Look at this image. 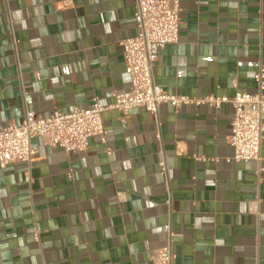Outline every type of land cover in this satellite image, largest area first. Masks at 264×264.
Here are the masks:
<instances>
[{
  "label": "crops",
  "instance_id": "1",
  "mask_svg": "<svg viewBox=\"0 0 264 264\" xmlns=\"http://www.w3.org/2000/svg\"><path fill=\"white\" fill-rule=\"evenodd\" d=\"M134 5L0 0V130L27 110L106 107L127 92L119 43L138 33ZM179 5L154 84L191 99L256 94L264 0ZM232 115L229 104L107 111L106 144L91 138L82 153L32 139L30 166L0 169V264H152L167 245L170 264H264V137L259 162H229Z\"/></svg>",
  "mask_w": 264,
  "mask_h": 264
},
{
  "label": "built area",
  "instance_id": "2",
  "mask_svg": "<svg viewBox=\"0 0 264 264\" xmlns=\"http://www.w3.org/2000/svg\"><path fill=\"white\" fill-rule=\"evenodd\" d=\"M180 12L179 0H135L133 22L138 33L119 43L124 71L129 77V90L122 94H112L113 101L106 107L93 99L85 109L74 108L69 113L53 112L47 117L25 111L19 125L9 124L0 130V169L15 163L30 166L36 153L31 145V140L35 138L42 140L46 146L61 149L65 153L85 152L89 140L94 137L105 145L106 132L102 119L105 112L116 111L121 116H126L132 110L143 109L156 115L159 106L164 104L171 106L175 113L185 105H207L219 109L222 105L229 104L233 115L228 144L233 150V156L228 161L243 164L259 162L264 137L262 66L253 78L257 88V93L253 95L235 93L231 98L210 95L191 99L168 94L154 84L151 70L157 60V52L178 42ZM34 240L38 241L37 234H34ZM151 263L170 264V246H164L155 252Z\"/></svg>",
  "mask_w": 264,
  "mask_h": 264
}]
</instances>
